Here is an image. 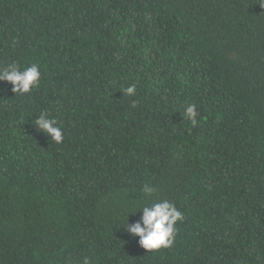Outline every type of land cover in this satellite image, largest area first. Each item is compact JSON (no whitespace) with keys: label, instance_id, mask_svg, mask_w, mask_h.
<instances>
[{"label":"trees","instance_id":"1","mask_svg":"<svg viewBox=\"0 0 264 264\" xmlns=\"http://www.w3.org/2000/svg\"><path fill=\"white\" fill-rule=\"evenodd\" d=\"M13 63L41 78L0 80V264H264V0H0ZM165 199L145 250L121 225Z\"/></svg>","mask_w":264,"mask_h":264},{"label":"clouds","instance_id":"2","mask_svg":"<svg viewBox=\"0 0 264 264\" xmlns=\"http://www.w3.org/2000/svg\"><path fill=\"white\" fill-rule=\"evenodd\" d=\"M41 72L35 63L30 66L21 67L15 63L7 67L0 68V80L8 81L13 85L12 91L17 94L30 93L31 90L39 86ZM127 94L135 92V85H130L126 89ZM192 123H196L197 110L195 104H189L184 112ZM34 125L39 132L47 134L52 141L59 144L63 141V130L55 118H51L47 112L40 113L34 121ZM145 195H151L156 191L155 187L145 184L142 189ZM138 211V210H137ZM129 212L132 214L137 213ZM141 216L139 220L129 223L128 216L122 227L130 236H138L139 245L148 251L160 248L171 247L176 234V224L183 220V213L168 200H161L150 205H143L139 208ZM83 264H91L88 258Z\"/></svg>","mask_w":264,"mask_h":264}]
</instances>
